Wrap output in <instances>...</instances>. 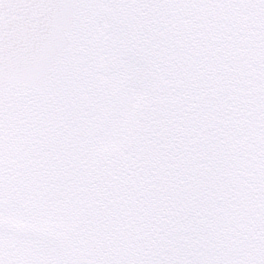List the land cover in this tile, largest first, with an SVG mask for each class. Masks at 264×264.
Returning a JSON list of instances; mask_svg holds the SVG:
<instances>
[{
    "label": "snow or ice",
    "instance_id": "1",
    "mask_svg": "<svg viewBox=\"0 0 264 264\" xmlns=\"http://www.w3.org/2000/svg\"><path fill=\"white\" fill-rule=\"evenodd\" d=\"M0 264H264V0H0Z\"/></svg>",
    "mask_w": 264,
    "mask_h": 264
}]
</instances>
